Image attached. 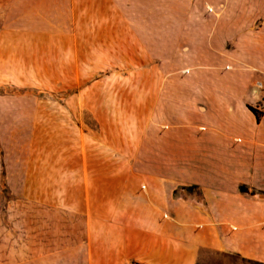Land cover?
Masks as SVG:
<instances>
[{
	"label": "crops",
	"instance_id": "crops-1",
	"mask_svg": "<svg viewBox=\"0 0 264 264\" xmlns=\"http://www.w3.org/2000/svg\"><path fill=\"white\" fill-rule=\"evenodd\" d=\"M246 1L209 15L192 0H0L5 37L49 39L59 56L78 51L85 67L102 58L154 63L178 84L149 87L159 96L156 114L148 100L137 165L73 172L72 200L89 206L85 234L75 227L87 242L83 264H198L206 252L264 263V19L253 28L260 18ZM66 172H56L55 207L39 208L29 263L59 264L63 217H82L62 209ZM97 191L110 209L96 223Z\"/></svg>",
	"mask_w": 264,
	"mask_h": 264
},
{
	"label": "rangeland",
	"instance_id": "rangeland-1",
	"mask_svg": "<svg viewBox=\"0 0 264 264\" xmlns=\"http://www.w3.org/2000/svg\"><path fill=\"white\" fill-rule=\"evenodd\" d=\"M238 1L195 0V5L192 0L191 7L219 15L221 10H240ZM245 6L253 18H260L253 25L258 27L264 19V0H248ZM1 25L0 22V264H36L27 261L37 256L34 230L39 224V208L45 204L55 207V176L63 165L67 172L62 209L71 215L78 208L82 217H63V231H69L65 233L69 240L61 249L59 264H83L88 258L87 242L81 240L76 228L85 234L89 206L84 199L72 200L79 186L73 172L89 166L101 169L111 164L137 165L148 100L154 99L151 103L156 114L159 96L148 89L174 87L177 81L161 77L154 63L150 69L140 61L102 58L92 61L101 64L98 67L90 61L85 67L78 51H68L76 57L59 56L65 51L56 49L54 41L5 37ZM58 56L62 61H72V65L58 63ZM84 69L98 73L82 72ZM101 189L98 186V191ZM98 191L92 204L96 223L99 213L105 207L110 209ZM111 208V212L118 209L115 204ZM98 238L95 232V241ZM93 247V255L99 257V245L94 243ZM198 264L264 263L206 252L200 255Z\"/></svg>",
	"mask_w": 264,
	"mask_h": 264
},
{
	"label": "trees",
	"instance_id": "trees-1",
	"mask_svg": "<svg viewBox=\"0 0 264 264\" xmlns=\"http://www.w3.org/2000/svg\"><path fill=\"white\" fill-rule=\"evenodd\" d=\"M250 110L256 115V119L259 120V116H258L257 112L254 109H251V108H250ZM240 190L241 191H246V189L243 186L240 187Z\"/></svg>",
	"mask_w": 264,
	"mask_h": 264
},
{
	"label": "built area",
	"instance_id": "built-area-1",
	"mask_svg": "<svg viewBox=\"0 0 264 264\" xmlns=\"http://www.w3.org/2000/svg\"><path fill=\"white\" fill-rule=\"evenodd\" d=\"M260 109L262 110V112L264 113V100L262 101L261 107Z\"/></svg>",
	"mask_w": 264,
	"mask_h": 264
}]
</instances>
